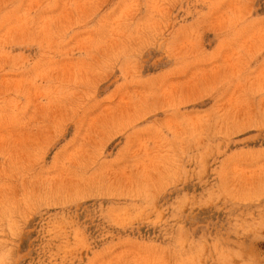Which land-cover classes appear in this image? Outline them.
Returning a JSON list of instances; mask_svg holds the SVG:
<instances>
[{"label":"rangeland","instance_id":"374dc122","mask_svg":"<svg viewBox=\"0 0 264 264\" xmlns=\"http://www.w3.org/2000/svg\"><path fill=\"white\" fill-rule=\"evenodd\" d=\"M0 264H264V0H0Z\"/></svg>","mask_w":264,"mask_h":264}]
</instances>
